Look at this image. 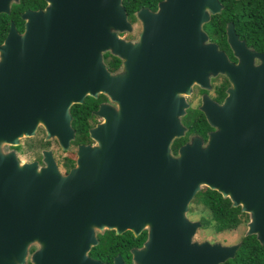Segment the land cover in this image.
<instances>
[{"label": "water", "instance_id": "95a60500", "mask_svg": "<svg viewBox=\"0 0 264 264\" xmlns=\"http://www.w3.org/2000/svg\"><path fill=\"white\" fill-rule=\"evenodd\" d=\"M43 2L20 13V32L9 22L0 42V146L40 127L66 151L69 107L98 95L105 102L87 130L94 144L76 145L64 175L48 150L41 167L0 150V264H24L29 245L30 264H107L86 254L103 230L146 231L130 264H221L238 244L192 241L200 224L185 216L200 186L245 213L243 236L263 244L264 52H249L230 23L224 37L236 63L207 40L201 25L220 11L217 0L139 8L130 41L119 37L131 30L121 0ZM11 3L0 0V14ZM104 53L120 61L115 71ZM216 74L230 84L222 102L202 94L197 107L211 130L204 141L188 135L172 154V140L185 132V98L193 86L209 90ZM111 264L124 263L115 255Z\"/></svg>", "mask_w": 264, "mask_h": 264}, {"label": "trees", "instance_id": "16d2710c", "mask_svg": "<svg viewBox=\"0 0 264 264\" xmlns=\"http://www.w3.org/2000/svg\"><path fill=\"white\" fill-rule=\"evenodd\" d=\"M145 1L121 0V6L130 22H134L135 10ZM217 2L221 6L220 11L210 15L208 21L201 25L207 40L214 43L217 49L227 52L224 27L226 23H230L237 39L245 46L264 50V0H217ZM43 5V0H20L19 4L9 7L7 15L0 14V42L7 31L9 22H12L17 32H20L22 28L20 13L26 9H40ZM102 60L107 71L113 72L117 69L118 60L115 57L104 53ZM103 99L101 95L95 99L84 97L80 104H73L69 107L70 128L73 130V140L70 141V145L89 142L87 130L93 118L92 112ZM180 122L185 132L182 137L172 140L170 144L172 153L179 144L186 141L187 135L204 138L205 132L210 130L202 114L195 108L186 109ZM17 148L16 146L13 149L17 150ZM189 204L188 214L196 208L201 211L198 218L201 228L208 230L212 235L234 230L246 220V216L238 211V207H230L227 199L221 198L219 194L207 188L194 194ZM96 239L97 244L90 248L89 255L104 262H110L111 257L116 254L128 256L127 249L132 245L131 236L127 232L117 236L111 231H105ZM221 264H264V243L258 244L253 235L241 236L233 256Z\"/></svg>", "mask_w": 264, "mask_h": 264}, {"label": "rangeland", "instance_id": "374dc122", "mask_svg": "<svg viewBox=\"0 0 264 264\" xmlns=\"http://www.w3.org/2000/svg\"><path fill=\"white\" fill-rule=\"evenodd\" d=\"M127 19V17H126ZM127 21L131 25V30L130 32H123L119 34V37L123 40H134V32L136 31V25L134 22H130L128 19ZM254 63V62H253ZM193 92V90H192ZM192 94V93H190ZM188 95L185 98V102L187 104V108L193 109L196 106L197 103V98H195V95L191 97V95ZM199 105V103H198ZM197 105V107H198ZM197 107L195 109H197ZM185 109V110H186ZM184 110V111H185ZM93 115V114H92ZM181 118H179L180 120ZM100 120L93 115L92 120L90 121V127H92L94 124L98 123ZM188 136V135H187ZM73 140V139H72ZM204 143V142H203ZM86 145H93V141L89 140L88 143H85ZM78 145V144H77ZM18 147L17 150H14V147ZM16 146H0L1 152L5 153L8 151H13L16 161L19 164L22 163H29V162H35L37 167H41V151L43 150H48L51 153L52 159L55 163L57 172L60 175H64L73 165H74V159H75V147L76 145H68V149L66 151H60L55 140L54 139H49V140H44V134L43 131L40 127H37L34 134L31 137H21L18 139V143ZM203 186H200L198 191L199 192L201 189H203ZM196 192V193H197ZM195 193V194H196ZM190 202V201H189ZM188 207H190V204L188 203L187 205V213H186V219L190 221H198L199 222V216L200 212L197 208L193 209L191 213L188 214ZM247 222V221H246ZM200 224V222H199ZM105 231V230H103ZM102 231V232H103ZM245 231V223H240L234 230L231 231H223L218 234H210L208 230L201 228V224L198 229H196L194 235L192 236V241L194 242H201L205 241L207 243H217L219 245L227 246V245H233L237 244L239 238L243 236ZM102 232L95 231V236L96 234H100ZM33 247L34 250L36 249L34 246L29 245L26 248V255L24 258V264L26 262L27 254H28V248Z\"/></svg>", "mask_w": 264, "mask_h": 264}, {"label": "flooded vegetation", "instance_id": "af4514ba", "mask_svg": "<svg viewBox=\"0 0 264 264\" xmlns=\"http://www.w3.org/2000/svg\"><path fill=\"white\" fill-rule=\"evenodd\" d=\"M160 0H156V1H154V0H146L142 5H141V7H139V8H143V9H146V10H148L149 12H153L155 9H156V6H157V3L159 2ZM20 3V0H17V3H15V5L16 4H19ZM14 3H11L10 5H9V7L11 6V5H13ZM44 6V5H43ZM138 8V9H139ZM134 24L136 25V31L134 32V37L133 38H135V35H136V33L138 32V30H139V24H138V22L135 20V18H134ZM21 30H22V28H21ZM245 46V45H244ZM246 48H247V50L249 51V52H252V53H262V52H264V50H262V51H260V50H256V49H253V48H251V47H248V46H245ZM227 49H228V47H227ZM218 50H220V49H218ZM220 51H222L224 54H225V56H226V58H227V60L230 62V63H236V61H237V59L234 57V56H232V54H231V52H230V50L228 49V51L226 52V51H224V50H220ZM118 60V59H117ZM253 62H254V64L256 63V60L254 59L253 60ZM120 64V61L118 60V65ZM230 86V84H229V82L227 81V79L225 78V76H223L222 74H216L215 76H213L210 80H209V90H201V89H199V88H197L196 86H193L192 87V89H191V93L192 94H190L191 95V97L192 96H194L195 95V98H197V103H196V106L194 107V108H196L197 107V105H198V103H199V99H200V95H202V94H205L207 97H208V99L211 101V102H213V103H215V104H220L221 102H222V100H223V98H224V96H225V90H226V88H228ZM192 90H193V92H192ZM104 98V97H103ZM102 102H105V99H103L102 101H100L99 103H102ZM197 110V109H196ZM93 113V112H92ZM211 130V129H210ZM210 130H208V131H210ZM208 131H206L205 132V136H204V138H201L202 139V141H204L205 140V138H206V133L208 132ZM182 144V143H181ZM181 144H179V145H181ZM178 145V146H179ZM177 146V147H178ZM176 150V149H175ZM172 153V152H171ZM172 154H175V151L172 153ZM238 211H239V208H238ZM240 212V211H239ZM241 214H244L245 216H246V220H245V222L244 223H246V221H247V215L245 214V213H242V212H240ZM105 231H107V230H105ZM105 231H103L102 233H100V234H96V238H97V236H100L101 234H103ZM109 231H111L113 234H114V232L112 231V230H109ZM128 233L130 236H131V239H132V241H131V243H132V245L127 249V252H128V256H126V255H122V256H119L118 254H116V255H118L120 258H121V260H122V262L124 263V264H130V254H129V251L130 250H132V249H139L140 247H141V245H142V243H143V241L145 240V238H146V231L145 230H141L140 232H138V234L137 235H135V236H133L129 231H124V232H122L121 234H118L117 236H119V235H122V234H124V233ZM115 235V234H114ZM97 240V239H96ZM237 244H238V242H237ZM34 250V248L33 247H29L28 248V254H27V259H26V262H25V264H30V262H29V255L31 254V252ZM90 250V249H89ZM89 250H88V252L86 253L87 254V256L90 258V259H92V260H96V261H99L97 258H95V257H93V256H91V255H89ZM115 256V255H114ZM114 256H112V257H114ZM112 257H111V259H112ZM100 263H107V264H111V260H110V262H104V261H99Z\"/></svg>", "mask_w": 264, "mask_h": 264}]
</instances>
